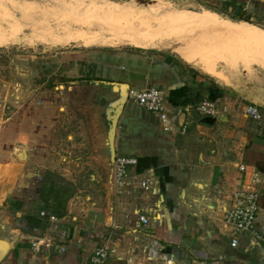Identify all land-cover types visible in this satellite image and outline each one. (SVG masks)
I'll use <instances>...</instances> for the list:
<instances>
[{
	"label": "crops",
	"instance_id": "crops-1",
	"mask_svg": "<svg viewBox=\"0 0 264 264\" xmlns=\"http://www.w3.org/2000/svg\"><path fill=\"white\" fill-rule=\"evenodd\" d=\"M139 49L113 55L103 65L120 74L107 75L118 88L164 93L167 129L129 99L115 139L117 156L136 158L134 175L151 178L152 190L136 186L116 197L110 186L105 204L71 198L65 214L56 215L45 200L49 191L42 196L49 183L63 187L54 173L52 126L40 127L37 145L25 132L33 126H24V137L23 127L9 126L5 134L0 126V264H94L100 248L109 249L104 264H264V247L248 248L242 239L233 248L235 232L223 221L231 198L252 189L259 175L256 226L264 234V66L254 64L242 81L217 78L181 52ZM123 60L130 66L124 74ZM207 99L226 112L201 116L197 107ZM245 106L258 108L262 122L248 117Z\"/></svg>",
	"mask_w": 264,
	"mask_h": 264
},
{
	"label": "rangeland",
	"instance_id": "rangeland-1",
	"mask_svg": "<svg viewBox=\"0 0 264 264\" xmlns=\"http://www.w3.org/2000/svg\"><path fill=\"white\" fill-rule=\"evenodd\" d=\"M239 1L249 7V10L244 7L246 16H251L248 24L264 30V2ZM115 7L124 16L106 13L107 8ZM163 9L212 12L232 22H244L231 19L234 10L225 12L224 0H2L0 3L2 132H9V126H19L23 127L24 137V126L27 129L33 126L31 132H25L30 133L37 145L40 127L52 126L48 133L50 147L58 153L54 173L62 186L70 189L72 198L78 197L85 205L105 204L111 186L105 146L108 126H104L103 108L115 98L111 84L114 80L107 75L120 74L110 73L103 64L113 55L139 49L121 39L146 33L148 24L165 15ZM14 24L19 33L15 41L6 43ZM86 36L96 42L86 47L67 43L71 38ZM226 37L222 35L216 41L212 31L191 28L178 39L169 40L165 36V42L151 50L197 55L210 63L217 78L242 81L245 73L251 75L252 68L257 67L254 64L261 65L264 47L239 38L225 44ZM211 39L216 45L210 44ZM120 62L126 66L123 74L130 71L128 62Z\"/></svg>",
	"mask_w": 264,
	"mask_h": 264
},
{
	"label": "built area",
	"instance_id": "built-area-1",
	"mask_svg": "<svg viewBox=\"0 0 264 264\" xmlns=\"http://www.w3.org/2000/svg\"><path fill=\"white\" fill-rule=\"evenodd\" d=\"M129 99L148 113L157 117L164 124L165 129L171 124L165 96L161 90L130 91ZM197 111L201 116L216 118L220 114L225 113L226 109L219 108L216 102L207 99L201 102L197 107ZM244 112L256 122H262L263 120L260 110L254 106H245ZM137 166L138 160L136 158L116 157L114 164V193L116 197L130 195L136 186L143 192H150L152 190L153 180L151 178L141 179L137 175H134ZM245 170L244 166L240 167L241 172ZM253 181L254 187L236 193L231 198L233 201L232 206L225 208L223 212L225 225L235 232V237L231 242L233 248H238L242 239L246 240L248 248L264 247V234L259 232L256 226L257 218L261 211L260 192L257 190L258 187L256 185H261L262 183L259 175H255ZM50 220L54 221L55 218H50ZM140 220L144 225L149 223L148 218L145 216H142ZM109 256V249L100 248L95 252L92 263L104 264Z\"/></svg>",
	"mask_w": 264,
	"mask_h": 264
},
{
	"label": "bare ground",
	"instance_id": "bare-ground-1",
	"mask_svg": "<svg viewBox=\"0 0 264 264\" xmlns=\"http://www.w3.org/2000/svg\"><path fill=\"white\" fill-rule=\"evenodd\" d=\"M1 2H2V0H0V3ZM9 4L13 5L14 2H10ZM15 6H17V5L15 4ZM158 8H156V9H158ZM107 10L108 11L106 13L109 12L111 15L113 14L114 16H116V15L117 16H121V15L124 16V13H121L120 10L118 8H116V7L112 8V9H110V8L108 9L107 8ZM162 13L165 14V15L164 16L161 15L160 18L154 19L153 23L148 24V28L145 29V30H147L146 33H139V35H137V36H132V37H128L129 39H121V40H127L130 43V45L133 46V47H138V48H141V49H153V48H157V46H160L162 43L165 42V40H164L165 36L169 40L170 39H175L179 35L183 34L185 30L194 28L195 30L198 29V30H200L202 32L212 31V33L215 34V37H216L215 40L216 41H218V39H220V36H222V35L227 36L226 37L227 39L226 38L223 39V40H226V43L224 42L225 44H227L229 41L231 42L232 39L233 40L234 39L237 40V38H239L241 40L242 39L247 40L246 42H249L251 44L254 43V44H256L259 47H264V35H263V33L261 31H259L252 24H248L246 22H232V21H230V20H228L226 18H223V17L220 18L219 15H217V14L215 15L212 12L211 13L210 12L187 13L185 11L184 12L174 11L173 12V11H165V9H163ZM138 23L139 22H137V24ZM15 27H16V24L11 25L12 30L9 32V35L5 39L6 43H10V42L16 40V36L19 33V30L16 29ZM130 27H131V25H130ZM139 27H141V24L139 25ZM141 29L142 28H140V30ZM145 30H144V32H145ZM161 30L162 31L164 30V31L161 33L160 32ZM79 34H81V33H79ZM164 34H165V36H164ZM175 35H176V37H175ZM205 35H206V33H205ZM209 35L210 34H208V36ZM203 36H204V34H203ZM218 36H219V38H218ZM86 37L87 38H82V39L81 38H79V39H72L71 38V39H69L67 41V43L70 44V45L74 44V45H77L79 47L80 46H85L86 47V46L90 45L91 43L96 42L94 40L92 41L90 37H88V36H86ZM88 38H90V39H88ZM213 39H214V37H213ZM204 40H206V39L204 38ZM209 42H210V40H209ZM108 44H114V42H108ZM210 44L211 45H216V43L212 39H211ZM227 49H228V47H227ZM229 50H230V48H229ZM232 50H233V48H232ZM233 52H234V50H233ZM181 54L188 61L193 62L195 65L199 66L205 72H207L209 74L216 75L214 73V70L212 69L210 63H207L206 60L204 61L203 58L197 57V55H194V54L192 55L191 53L187 54L185 52H181ZM256 62H258V60ZM260 64L262 66H264V60L260 61Z\"/></svg>",
	"mask_w": 264,
	"mask_h": 264
},
{
	"label": "trees",
	"instance_id": "trees-1",
	"mask_svg": "<svg viewBox=\"0 0 264 264\" xmlns=\"http://www.w3.org/2000/svg\"><path fill=\"white\" fill-rule=\"evenodd\" d=\"M225 10L226 12L229 11V8L234 10V13L230 16L232 20L237 21H244L247 23H251L250 17L246 16V12L244 10V7H246V4L241 3L239 0H235L234 2H224ZM245 12V14L243 13ZM45 186V189L43 191V197L45 195L46 191H49V195L46 197V202H50L51 205H53V213L56 215H63L66 212V205L69 202V200L72 198L71 194H69V190L65 187H59L55 186L54 184L51 185V183L48 184V187ZM57 187V188H56ZM56 206H55V205Z\"/></svg>",
	"mask_w": 264,
	"mask_h": 264
},
{
	"label": "water",
	"instance_id": "water-1",
	"mask_svg": "<svg viewBox=\"0 0 264 264\" xmlns=\"http://www.w3.org/2000/svg\"><path fill=\"white\" fill-rule=\"evenodd\" d=\"M219 17L222 18L221 16ZM116 85L117 84H114V91L119 93V97L114 100L115 104L113 106H115V110L112 112V118L109 119L110 120L109 127L106 133V138H107L106 149H107V154L110 160L109 181H110L113 194H114V164H115V160L117 157V152L115 149V139L117 135L119 118L122 114V111L126 103L129 100V93H130V89L128 87L119 86L118 88V86ZM121 89L123 90V93L122 91H120Z\"/></svg>",
	"mask_w": 264,
	"mask_h": 264
},
{
	"label": "flooded vegetation",
	"instance_id": "flooded-vegetation-1",
	"mask_svg": "<svg viewBox=\"0 0 264 264\" xmlns=\"http://www.w3.org/2000/svg\"><path fill=\"white\" fill-rule=\"evenodd\" d=\"M120 91H122V93H123L122 89ZM114 104H115L114 102H111V103L108 104L107 107H105L103 109V114H104L106 119H111L112 118V112L115 110V106H113Z\"/></svg>",
	"mask_w": 264,
	"mask_h": 264
}]
</instances>
